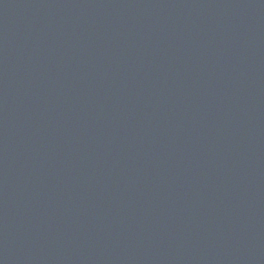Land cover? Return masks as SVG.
I'll return each mask as SVG.
<instances>
[{
	"label": "water",
	"instance_id": "obj_1",
	"mask_svg": "<svg viewBox=\"0 0 264 264\" xmlns=\"http://www.w3.org/2000/svg\"><path fill=\"white\" fill-rule=\"evenodd\" d=\"M47 0H0V225L25 88Z\"/></svg>",
	"mask_w": 264,
	"mask_h": 264
}]
</instances>
